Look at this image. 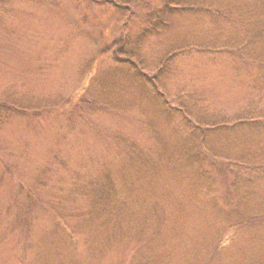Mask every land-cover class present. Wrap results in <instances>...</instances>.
Wrapping results in <instances>:
<instances>
[{
  "label": "rangeland",
  "instance_id": "374dc122",
  "mask_svg": "<svg viewBox=\"0 0 264 264\" xmlns=\"http://www.w3.org/2000/svg\"><path fill=\"white\" fill-rule=\"evenodd\" d=\"M141 1L0 0V264L264 263V169L229 157L264 159V34L204 53L216 25L174 16L137 44ZM112 181L129 206H91Z\"/></svg>",
  "mask_w": 264,
  "mask_h": 264
},
{
  "label": "trees",
  "instance_id": "16d2710c",
  "mask_svg": "<svg viewBox=\"0 0 264 264\" xmlns=\"http://www.w3.org/2000/svg\"><path fill=\"white\" fill-rule=\"evenodd\" d=\"M128 2L134 0H126ZM152 1V0H151ZM161 3V7L158 9H153L146 16L147 21L146 24L148 26L142 31L141 35L137 40V44L143 42V39L155 36L156 34H160L165 26L168 25V18L174 16H201L210 19L216 25V29H214V37L208 38L209 40L205 43H191V49H196L201 52H209V53H233L237 52L239 49H243L245 53L252 54L258 53V48L261 46L260 35L264 34V0H157ZM111 2L115 5L116 8H120V3L117 0H111ZM142 3H149L150 0H142ZM255 24V25H254ZM229 25V30H225ZM242 25V26H241ZM213 38V39H211ZM196 46V47H195ZM122 49L119 47L118 52ZM234 50V51H233ZM173 57L177 54L173 52ZM235 54V53H234ZM258 53L259 59H261L260 65L264 67V59L260 57ZM172 56V55H171ZM239 56V55H237ZM236 57V56H235ZM120 59L122 57H119ZM241 59V56L239 57ZM125 62V61H124ZM134 66H137L135 62L131 61ZM135 68V67H133ZM136 69V68H135ZM162 73V72H161ZM29 111V110H28ZM19 112H22L20 110ZM0 112V122H5L9 119V116H3ZM5 114V113H4ZM187 122L192 123L191 117L185 115ZM203 120L199 122H195V129L193 131V135L198 137L200 142L202 138V142L199 143V147L204 151V154H207V147L205 144L209 138L214 137L219 134V132H214L208 130V126ZM201 127V128H200ZM198 129V130H197ZM221 132V131H220ZM232 146V145H231ZM230 146V151L232 154L231 158H233L235 164H246L249 163L251 166H255L260 169H264V159H255V160H246L240 157V152L237 151L235 146ZM189 148V145H188ZM191 151V150H190ZM190 158L193 160V156L191 152L189 154ZM217 163L214 162L216 166H219L220 179L227 180L228 184L225 186L226 191L223 193L225 197L231 198L233 193L235 192L233 188H236L237 183H231L230 179H237L235 174L234 167L231 166L230 163H224L219 160L218 157L215 159ZM222 160V159H221ZM199 165V164H198ZM245 168L246 165H243ZM115 182L112 181V188L110 186L109 190L106 193L101 194L97 192V195L93 192L98 189V185H93L89 187L88 199L91 203V206L99 205L100 201L104 200L106 203L107 209L115 208L117 205H128V202L121 198L118 194V191L115 187ZM234 185V186H233ZM126 206V207H128ZM116 219V218H114ZM223 248L221 244L215 246L212 253L209 255L208 260L205 264H220L222 254H219L220 249ZM264 248H262L263 250ZM249 264H255V261H250ZM264 264V263H261Z\"/></svg>",
  "mask_w": 264,
  "mask_h": 264
}]
</instances>
